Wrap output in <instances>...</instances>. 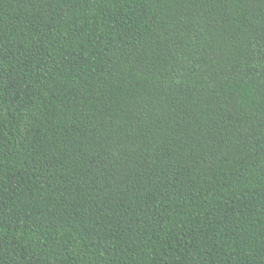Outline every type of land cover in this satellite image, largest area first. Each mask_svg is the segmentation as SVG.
<instances>
[{
    "label": "trees",
    "instance_id": "16d2710c",
    "mask_svg": "<svg viewBox=\"0 0 264 264\" xmlns=\"http://www.w3.org/2000/svg\"><path fill=\"white\" fill-rule=\"evenodd\" d=\"M0 264H264V0H0Z\"/></svg>",
    "mask_w": 264,
    "mask_h": 264
}]
</instances>
